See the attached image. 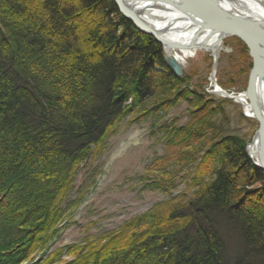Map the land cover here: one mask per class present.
<instances>
[{
	"label": "trees",
	"instance_id": "trees-1",
	"mask_svg": "<svg viewBox=\"0 0 264 264\" xmlns=\"http://www.w3.org/2000/svg\"><path fill=\"white\" fill-rule=\"evenodd\" d=\"M133 30L115 0H0V264H264V172L236 137L208 151L219 167L208 166L215 178L188 218L146 214L49 253L89 148L130 113V100L140 106L161 85L179 86L161 44ZM191 139L183 130L173 143ZM256 178L263 186L250 190Z\"/></svg>",
	"mask_w": 264,
	"mask_h": 264
},
{
	"label": "rangeland",
	"instance_id": "rangeland-1",
	"mask_svg": "<svg viewBox=\"0 0 264 264\" xmlns=\"http://www.w3.org/2000/svg\"><path fill=\"white\" fill-rule=\"evenodd\" d=\"M119 13L133 25L135 37L152 38L161 44L169 67L164 44ZM174 54L183 68L182 77L174 73L180 79L178 88L169 93L161 85L159 97L140 106L130 100V113L115 123L101 144L92 145L86 152L61 205L68 226L49 253L108 238L146 214L163 212L188 218L190 203L215 178L208 166L219 167L217 158H209L208 151L215 150L227 137L245 142L249 159L263 171L249 154L258 121L248 117L234 99L219 94L246 92L254 64L247 44L236 36L226 38L217 61L204 50L185 55L177 48ZM156 71L161 73L162 69ZM197 94L206 99V106ZM183 130L192 139L184 148H175L173 140ZM193 131L197 135L192 136ZM262 186L261 178H256L248 188ZM227 233L232 236L228 242L233 255L239 248L238 238L231 231ZM64 259L69 260L66 256Z\"/></svg>",
	"mask_w": 264,
	"mask_h": 264
},
{
	"label": "bare ground",
	"instance_id": "bare-ground-1",
	"mask_svg": "<svg viewBox=\"0 0 264 264\" xmlns=\"http://www.w3.org/2000/svg\"><path fill=\"white\" fill-rule=\"evenodd\" d=\"M205 1L212 7L226 12L233 21L236 22V15H239L264 32V0ZM121 4L137 22L164 42L168 48V54H173L177 47H181L185 55H193L197 50H204L212 53L216 61L219 59L223 42L228 37L209 24L215 23L219 26V23L213 20V17L216 19L217 15L214 16L211 11L205 14L204 10L200 13L199 10L193 9L195 8L194 0H121ZM181 7L193 11L192 17L183 13ZM206 16L209 17L207 20L204 19ZM201 20L208 25L200 22ZM233 21H231L232 24ZM232 24L228 21L227 27L230 28ZM257 78L253 93L256 107L250 104L246 92L231 95L222 91L219 94L234 99L242 105L245 114L256 119L259 128L263 126L264 130V62ZM249 154L257 164L264 165V131L259 134L258 129L256 132L255 140L249 147Z\"/></svg>",
	"mask_w": 264,
	"mask_h": 264
},
{
	"label": "water",
	"instance_id": "water-1",
	"mask_svg": "<svg viewBox=\"0 0 264 264\" xmlns=\"http://www.w3.org/2000/svg\"><path fill=\"white\" fill-rule=\"evenodd\" d=\"M194 2H195V8H193V9L199 10L200 13H201V10H204L205 14H206V12L211 11L214 16L217 15L216 19H215V17H213V20L216 23L218 22L219 26H218V24L216 25L215 23L213 25L211 23H209L211 25V27H214L215 29L220 30V32H222V34H224L225 37L236 36V37L240 38L249 47L253 61H254V64H253V68H252L250 75H249V81H248V87L246 90V94H247V97L250 101V104L253 107H256L255 100L253 99V93H254L255 83L257 82V79H258L257 78L258 74L261 71V69L263 67V62H264V32H263V30L257 29L256 26L252 25L247 19L242 18L239 15L238 16L236 15V19H237L236 22L233 21V18L231 16H229L226 12L220 11V10L216 9L215 7H212L205 0H194ZM115 3L117 5L119 11L126 18L132 20L135 23V25L137 27H139L140 29H143L148 33H152L160 42H162L164 44V42L156 34H154L153 32H151L148 29H145L144 26H142L139 22H137L135 20L133 15L128 13L123 8V6L121 4V0H115ZM180 9L183 13H185L189 16H191L193 13V11L188 10V9H184L182 7ZM206 17H204V19L207 20L209 17L208 16H206ZM228 21L230 22V24H232L231 21H233V24H234V25L232 24L233 26L231 25L230 28L227 27ZM200 22H202V20ZM202 23L207 24V22H205V21ZM222 24H224V26H222ZM164 46L166 48L165 49L166 50V57L165 58H166L167 64L169 65V67L173 70V72L178 77H182L183 76V68L181 66V63L179 62L178 56L174 53L168 54V52H167L168 48L165 44H164ZM177 48L183 49L181 47H177ZM263 131H264L263 126H261L259 128V134H261ZM261 167L264 171V165Z\"/></svg>",
	"mask_w": 264,
	"mask_h": 264
}]
</instances>
